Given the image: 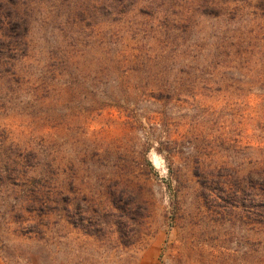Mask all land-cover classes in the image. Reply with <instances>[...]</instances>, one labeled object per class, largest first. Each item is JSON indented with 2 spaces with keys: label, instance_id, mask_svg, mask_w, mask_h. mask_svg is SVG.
I'll return each mask as SVG.
<instances>
[{
  "label": "rangeland",
  "instance_id": "obj_1",
  "mask_svg": "<svg viewBox=\"0 0 264 264\" xmlns=\"http://www.w3.org/2000/svg\"><path fill=\"white\" fill-rule=\"evenodd\" d=\"M0 264H264V0H0Z\"/></svg>",
  "mask_w": 264,
  "mask_h": 264
}]
</instances>
